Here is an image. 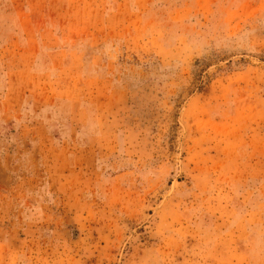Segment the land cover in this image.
Returning a JSON list of instances; mask_svg holds the SVG:
<instances>
[{"label": "rangeland", "instance_id": "374dc122", "mask_svg": "<svg viewBox=\"0 0 264 264\" xmlns=\"http://www.w3.org/2000/svg\"><path fill=\"white\" fill-rule=\"evenodd\" d=\"M0 264H264V0H0Z\"/></svg>", "mask_w": 264, "mask_h": 264}]
</instances>
